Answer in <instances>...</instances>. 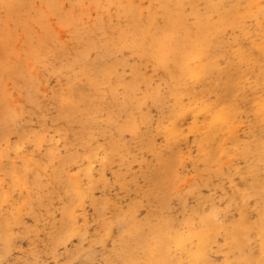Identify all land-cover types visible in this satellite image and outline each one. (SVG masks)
<instances>
[{
  "label": "rangeland",
  "instance_id": "374dc122",
  "mask_svg": "<svg viewBox=\"0 0 264 264\" xmlns=\"http://www.w3.org/2000/svg\"><path fill=\"white\" fill-rule=\"evenodd\" d=\"M0 264H264V0H0Z\"/></svg>",
  "mask_w": 264,
  "mask_h": 264
},
{
  "label": "bare ground",
  "instance_id": "6f19581e",
  "mask_svg": "<svg viewBox=\"0 0 264 264\" xmlns=\"http://www.w3.org/2000/svg\"><path fill=\"white\" fill-rule=\"evenodd\" d=\"M166 1H169V0H166ZM179 1H177L176 3H178ZM154 22V21H153ZM233 22H235V20L233 21ZM203 53H204V51H202Z\"/></svg>",
  "mask_w": 264,
  "mask_h": 264
}]
</instances>
